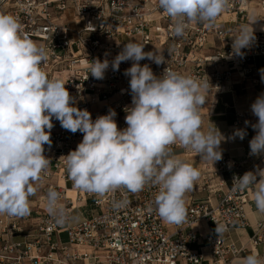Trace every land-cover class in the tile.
Instances as JSON below:
<instances>
[{"label":"built area","instance_id":"2783aa9c","mask_svg":"<svg viewBox=\"0 0 264 264\" xmlns=\"http://www.w3.org/2000/svg\"><path fill=\"white\" fill-rule=\"evenodd\" d=\"M253 2L264 11V0H230L228 8L211 25L190 24L179 36L158 0H0V12L18 17L24 32L45 46L49 58L41 67L50 78L65 82L74 106L87 109L93 120L113 109L122 116L118 128L124 129L126 109L132 102L130 77L124 72L133 62H122L119 71H113L111 62L127 42L144 45L145 52L157 48L163 51L165 63L140 61L141 66L149 65L157 77L166 68L186 75L190 68L203 73L199 67L222 58L200 55L207 48L208 38L223 41L232 37L226 24L242 19ZM256 34L241 50L243 56L233 54L230 46L223 80L230 81L234 71H240L238 77L242 79L258 75L257 65L264 64V32ZM96 60L109 62L103 79L89 73ZM214 86L217 94L222 92L220 79ZM260 91L264 94V88ZM52 123L51 146H44L51 164L37 185L44 186L39 201L46 204L48 190L55 189L61 194L69 219L59 225L47 209H32L23 217L0 214V264H231L245 252L244 247L225 236L247 225L244 206L250 187L236 189L233 181L257 167L264 169V155H252L254 161L246 167L222 155L215 169L203 170L193 189L186 193V222L174 225L165 223L154 210L158 189L150 184L138 193L120 188L104 195L75 188L68 179L64 156L76 149L83 134L63 129L55 119ZM184 149L178 144L172 146L174 154ZM225 172L231 173L229 187L223 179ZM53 178L55 183L51 182ZM67 189L73 191L74 199L67 196ZM203 192V199L196 197ZM84 207L89 208L88 217ZM75 210L80 216L77 219ZM200 222L212 224L213 229L201 234L196 227ZM216 223L225 226L219 235ZM250 243L253 247L264 246V220L255 224Z\"/></svg>","mask_w":264,"mask_h":264},{"label":"clouds","instance_id":"9594fccd","mask_svg":"<svg viewBox=\"0 0 264 264\" xmlns=\"http://www.w3.org/2000/svg\"><path fill=\"white\" fill-rule=\"evenodd\" d=\"M229 3L230 0H158L178 36L190 24L211 25ZM253 39V30L241 26L233 38V54L243 56L241 50ZM143 49L142 44L127 42L111 62L113 71H119L122 62H133L124 72L130 77L132 102L126 109L127 127L120 129L114 110L93 120L87 109L74 106L65 82L50 78L41 67L49 58L45 46L24 32L18 17L0 12V214L23 217L30 213L29 198L37 193L42 174L51 164L44 146H51L55 119L63 129L83 134L76 149L64 156L68 179L75 188L104 195L120 188L138 193L150 184L158 189L153 203L161 220L174 225L186 222L185 195L201 173L175 155L172 146L178 144L202 160L216 162L222 159L220 144L224 137L219 131L203 127L200 110L206 103L209 81L168 68L157 77L149 65L141 66L140 61L148 59L160 65L165 63L164 58L158 51ZM108 67L107 60H96L89 73L103 79ZM261 72L264 80V70ZM251 112L258 120L251 124L256 134L249 142L250 154L264 155V94L251 104ZM245 135L246 130L238 129L233 138L243 140ZM233 184L241 190L252 187L256 208L264 212V169L246 172L234 178ZM45 199L55 222L66 223L69 214L61 203V194L50 188ZM216 224L219 235L225 226ZM239 264H264V258L253 253Z\"/></svg>","mask_w":264,"mask_h":264},{"label":"rangeland","instance_id":"374dc122","mask_svg":"<svg viewBox=\"0 0 264 264\" xmlns=\"http://www.w3.org/2000/svg\"><path fill=\"white\" fill-rule=\"evenodd\" d=\"M253 18L256 21H252L251 23L254 25V28L249 26V19ZM241 26H248L249 31L253 30L254 36L256 33L264 32V11L260 8L256 7L255 2L252 3V6L244 13L242 19H238L236 23L226 24V30L228 33H233V36L227 38L226 40L220 41L215 37L208 38V42L206 44L207 48L201 51L200 55L202 56H222L216 62L206 63L204 66L199 67L203 70V73L196 72L195 70L188 71V75L194 76V78H198L200 81L203 80V75L206 77V80L209 81V85L212 86L211 89L206 93V103L204 108L201 111V116L203 119V127L204 130L214 129L215 131H219L221 135L224 137H220L223 139L220 144V150L222 155H226L227 157L233 158L239 164L243 163V166L246 167L251 162L254 161L253 156H249L250 146L249 148H244L241 150L245 152V155L242 157V154L231 155L229 150L225 149L229 145V143L233 144L237 141H241L239 137H235L234 133L238 129L246 130V135L244 138L249 141L255 136L256 131L251 127V124H255L258 120L256 116H254L251 112V104L255 101V99L261 94L260 88H264V80H262V72L264 70V64L257 65L259 71L258 75L246 77V79L239 78L234 76L230 79V81L223 80L225 76L226 69V61L225 58L228 55V50L230 46H232L233 38L239 34V30ZM209 46V47H208ZM159 52L162 55L163 51L160 49H155L154 52ZM185 70V69H184ZM240 71H234L233 73L238 74ZM254 73V72H253ZM220 79L221 88L219 91L221 93L217 94L215 89V80ZM113 110V109H112ZM115 120L118 123L122 120L121 114L116 112ZM245 121H249V124H245ZM216 127V128H215ZM176 155H179L182 159L191 163L194 167H196L200 173L207 169L211 172L215 169V163L211 160H202L200 157L191 150H179L175 152ZM191 156H190V155ZM210 175V173H207ZM205 174V175H207ZM230 172H225L223 174V179L226 187L230 186ZM215 182L219 181L217 176L213 177ZM212 181V179L210 180ZM52 183H55V178L52 179ZM205 182V181H204ZM59 183L61 185L62 180L60 178ZM38 191L36 193V206L32 209H46V204L44 202L39 201L40 196L44 194L43 189L44 186H37ZM68 188V185H67ZM249 194V191H248ZM68 196L71 197L67 193ZM73 195V194H72ZM205 193H199L196 196L203 198L205 197ZM32 198V196H31ZM249 202L247 198V203ZM246 203V204H247ZM88 204V203H87ZM85 208V207H84ZM85 209H89L86 207ZM87 211V210H86ZM75 219L79 218L78 210H75ZM85 215V213H84ZM61 239L65 240V235L61 236Z\"/></svg>","mask_w":264,"mask_h":264},{"label":"crops","instance_id":"0c3cea01","mask_svg":"<svg viewBox=\"0 0 264 264\" xmlns=\"http://www.w3.org/2000/svg\"><path fill=\"white\" fill-rule=\"evenodd\" d=\"M249 26L251 28L255 29L254 25L251 22L249 23ZM249 142L250 141L248 139L244 138L243 140L237 141L236 143H233V144L229 143V145L227 147H225V149L229 150L230 154L233 153L234 155H238V156H239V154H242V157H243L245 155V152L243 151V153H241V150L244 148L248 149L249 148ZM233 154H231V155H233ZM186 161H187V159H186ZM258 169H261V168L257 167L252 172L257 171ZM257 179L259 180V177H257ZM35 195L32 196V198L31 197L29 198L30 208H33L34 206H36V199L37 198ZM197 198L203 199L202 196L197 197ZM248 200H249V202L244 206V212H245V218L247 221V225L245 227H242V228L232 229L228 232V234L225 235L229 240L235 242V244L238 247H244L245 248V252L240 254L238 257L234 258L232 260L231 264H239V261L243 257L250 255V254H253V253H256L260 257L264 258V246L253 247L250 243V239L254 235L255 224L258 221L264 220V212H260L256 208V205L254 203L253 196H252V187H250V190H249ZM85 211H86L85 216L88 217L90 215L88 209H85ZM196 227L201 232V234L205 233L206 231L213 229L212 224H208L205 222L198 223L196 225ZM202 251L205 253L208 252L207 249H203Z\"/></svg>","mask_w":264,"mask_h":264},{"label":"bare ground","instance_id":"6f19581e","mask_svg":"<svg viewBox=\"0 0 264 264\" xmlns=\"http://www.w3.org/2000/svg\"><path fill=\"white\" fill-rule=\"evenodd\" d=\"M252 21H255V22H261V21H256V20H254L253 18H250V19H249V23L252 22ZM234 76H237V77H238V74L234 73V74L232 75V78H233ZM61 184H62V183H61ZM67 193H68L69 195H71V198H72V199H74V193H73L72 190L67 189ZM72 194H73V195H72ZM67 196H68V195H67ZM68 197H70V196H68Z\"/></svg>","mask_w":264,"mask_h":264}]
</instances>
